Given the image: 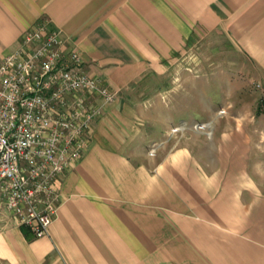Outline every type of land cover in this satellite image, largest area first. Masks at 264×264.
I'll return each mask as SVG.
<instances>
[{
    "label": "crops",
    "instance_id": "crops-1",
    "mask_svg": "<svg viewBox=\"0 0 264 264\" xmlns=\"http://www.w3.org/2000/svg\"><path fill=\"white\" fill-rule=\"evenodd\" d=\"M44 19L115 99L57 181L45 236L0 212V264H264L249 132L220 134L207 168L189 144L148 153L144 129L173 125L176 107H191L193 76L176 69L198 39L223 37L264 87V0H0V58ZM199 79L201 93L208 85Z\"/></svg>",
    "mask_w": 264,
    "mask_h": 264
},
{
    "label": "built area",
    "instance_id": "built-area-1",
    "mask_svg": "<svg viewBox=\"0 0 264 264\" xmlns=\"http://www.w3.org/2000/svg\"><path fill=\"white\" fill-rule=\"evenodd\" d=\"M83 66L48 19L26 29L0 58V212L36 238L56 215L57 181L85 153L103 104L115 99Z\"/></svg>",
    "mask_w": 264,
    "mask_h": 264
},
{
    "label": "rangeland",
    "instance_id": "rangeland-1",
    "mask_svg": "<svg viewBox=\"0 0 264 264\" xmlns=\"http://www.w3.org/2000/svg\"><path fill=\"white\" fill-rule=\"evenodd\" d=\"M255 69L223 37L198 39L187 58L180 59L176 69L192 74L193 103L191 107H176L178 111L173 125L144 128L151 133L146 144L147 152L153 153L162 145L168 150L189 144L207 168H211L217 137L222 133H231L239 125L249 132L253 141L247 171L252 181L262 187L261 194H264V113L258 112L264 100V87L257 80ZM201 76L208 86L206 89L203 87L200 93ZM183 99L184 95L178 96L177 106ZM201 101L207 102V106L200 107ZM146 109L150 111L145 112V120L152 124V107ZM166 114L162 111L155 116H160L162 120ZM183 123L186 124L184 128ZM195 123L209 125L195 129ZM176 128L179 129L175 131Z\"/></svg>",
    "mask_w": 264,
    "mask_h": 264
},
{
    "label": "trees",
    "instance_id": "trees-1",
    "mask_svg": "<svg viewBox=\"0 0 264 264\" xmlns=\"http://www.w3.org/2000/svg\"><path fill=\"white\" fill-rule=\"evenodd\" d=\"M259 111H261V112L264 113V100L261 101L260 109H258V112H259ZM26 230H27V229H26ZM27 231H29V230H27ZM25 234L27 235L28 233H25Z\"/></svg>",
    "mask_w": 264,
    "mask_h": 264
},
{
    "label": "bare ground",
    "instance_id": "bare-ground-1",
    "mask_svg": "<svg viewBox=\"0 0 264 264\" xmlns=\"http://www.w3.org/2000/svg\"><path fill=\"white\" fill-rule=\"evenodd\" d=\"M208 125H209V124H206L207 127H208ZM206 126H205V127H206Z\"/></svg>",
    "mask_w": 264,
    "mask_h": 264
}]
</instances>
